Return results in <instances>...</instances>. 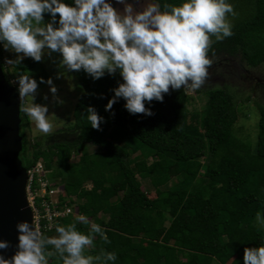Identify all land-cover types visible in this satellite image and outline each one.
Wrapping results in <instances>:
<instances>
[{"label": "trees", "instance_id": "1", "mask_svg": "<svg viewBox=\"0 0 264 264\" xmlns=\"http://www.w3.org/2000/svg\"><path fill=\"white\" fill-rule=\"evenodd\" d=\"M164 2L179 5L181 0ZM229 2L236 13L228 16L233 35L211 45L212 64L228 71L226 64L235 61L244 69L264 71V0ZM50 19L45 13V22ZM4 50L2 44L0 61L9 79L30 74L39 87L50 78L42 62L30 57L7 66ZM81 71L83 89L73 121L57 131L63 136L31 143V120L23 113L21 156L27 168L42 161L49 170L44 179L61 185L64 194L58 209L71 205L72 196L78 200V213L57 217L52 223L41 218V232L56 235L58 224L66 226L84 215L108 237L105 242L96 234L86 254L115 252L117 258L109 264H183L184 260L186 264H244V249L264 242V233L254 223L264 206V100L254 101L257 111L249 109L250 116L257 118L252 138L238 135L236 126L239 103H248L250 96L239 99L227 85L198 90L205 100L200 113L192 114L193 96L182 86L170 88L163 102H146L153 115H133L125 109L123 98L105 110L113 89L123 82L119 71L95 80ZM89 106L105 118L101 130L89 125ZM88 144L97 147L95 152L88 151ZM78 152V161H72ZM142 180L150 182L154 197L143 189ZM89 182L91 189L85 187ZM39 187L35 176L31 191L36 193ZM43 200L50 202L49 196L36 195L41 210ZM88 227L77 222V229L85 234ZM48 260L63 264L57 254Z\"/></svg>", "mask_w": 264, "mask_h": 264}, {"label": "clouds", "instance_id": "2", "mask_svg": "<svg viewBox=\"0 0 264 264\" xmlns=\"http://www.w3.org/2000/svg\"><path fill=\"white\" fill-rule=\"evenodd\" d=\"M116 2L123 10L114 7L111 0H72L71 4L66 0H0V43L6 50L22 54L6 63L19 64L25 57L39 62L48 50L49 55H61L60 65L66 70L83 69L94 80L119 71L123 82L113 89L114 96L105 110L123 98L130 114L151 116L146 102H163L170 88H201L212 66L208 55L211 45L233 35L228 16L236 13L229 0H181L179 5L143 0L142 10L129 0ZM45 13L51 16L48 22ZM40 82L45 83L43 77ZM46 83L53 101L62 103L52 78ZM9 85L17 88L20 110L41 133H51L48 104L35 102L37 80L30 74H19ZM104 120L93 106L87 108V121L93 129L101 130ZM75 155L79 159L80 153ZM37 163L44 166L42 161ZM85 187L91 189L92 184ZM61 190L59 202L64 194ZM70 198L77 207V197ZM255 220L264 226V213L257 211ZM77 222L89 225L87 234L77 229ZM16 229L17 250L8 258L0 251V264H49L48 257L54 254L63 264H109L117 258L115 252L104 250L96 256L86 254L96 234L105 242L108 237L99 224L89 223L84 215L66 226L58 224L54 236L42 233L34 222H18ZM9 246V241L0 240V250ZM243 261L264 264V242L246 247Z\"/></svg>", "mask_w": 264, "mask_h": 264}, {"label": "rangeland", "instance_id": "3", "mask_svg": "<svg viewBox=\"0 0 264 264\" xmlns=\"http://www.w3.org/2000/svg\"><path fill=\"white\" fill-rule=\"evenodd\" d=\"M114 7L123 10V5L118 4L116 0H111ZM129 3H133L137 10H142L143 0H129ZM17 54L11 49L4 50V61L8 59L15 60ZM9 56V57H7ZM15 58V59H14ZM62 57L58 52H52L51 55L48 54V50H45L41 64L49 74L50 78L53 80V84L57 88L56 96L62 103H57L53 101V94L50 92V86L45 83L37 88L35 94V102L40 104H48L49 106V118L53 123V130L49 134L41 133L35 126V123L31 121L29 128V138L31 143H35L37 140H43L44 143L53 140V138L62 134V132H57L59 129H63L73 121V110L77 102L78 96L82 92V85L80 83V78L84 75L81 70L68 71L60 65ZM7 66H10L6 63ZM227 71L226 68L220 66H212L209 69V77L205 84L199 89L186 88L190 95L193 96L194 100L189 103V108L192 114L200 113L202 111L203 105L205 103L202 94L198 90L207 89L209 85H227L231 90L236 93V96L241 99L250 96V101L248 103L240 102L239 110V120L237 122L238 135L250 134L252 138L255 137L257 131V118L250 116L249 109L257 111L256 104L254 101L264 100V71L262 69L257 70H247L240 67L235 61L230 64ZM47 96L48 99L45 100L44 97ZM251 106V107H250ZM89 152H95L97 147L90 144L87 145ZM78 156L75 155L73 160L76 161ZM152 159H150L151 161ZM173 175V179H176V169H172L170 172ZM143 189L149 193L152 197L155 196V191L150 185L148 180H142ZM99 216H102L101 212ZM264 213V206L261 209ZM89 223H93L88 219ZM254 223L259 229L264 233V226L258 225L254 219ZM54 236V235H52ZM246 243L243 246H246ZM186 264V261H183Z\"/></svg>", "mask_w": 264, "mask_h": 264}, {"label": "water", "instance_id": "4", "mask_svg": "<svg viewBox=\"0 0 264 264\" xmlns=\"http://www.w3.org/2000/svg\"><path fill=\"white\" fill-rule=\"evenodd\" d=\"M2 43H0V50ZM10 79L0 61V240L10 246L3 251L11 257L17 250L16 224L22 221L35 223V213L28 197L29 172L22 159L23 112L17 88L9 85Z\"/></svg>", "mask_w": 264, "mask_h": 264}, {"label": "built area", "instance_id": "5", "mask_svg": "<svg viewBox=\"0 0 264 264\" xmlns=\"http://www.w3.org/2000/svg\"><path fill=\"white\" fill-rule=\"evenodd\" d=\"M46 173H48V171L45 169L42 163H37L29 170L28 192L30 196L31 205L35 213L36 226L39 229L41 218H48V220L52 223L57 217H63L71 213H78V208L75 207L74 204H66L63 209L57 208L56 205L59 203L58 194L62 190L61 187L57 184L48 182V180L44 179ZM35 176L38 177L40 187L36 193H33L31 191V185ZM36 195L41 197L49 196L50 198V202L47 200L42 201V207L45 211L44 214L41 212L43 209H39L35 204Z\"/></svg>", "mask_w": 264, "mask_h": 264}]
</instances>
